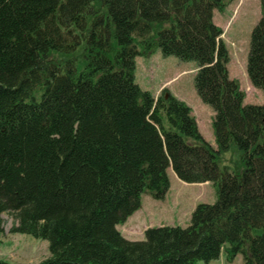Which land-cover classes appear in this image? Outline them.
<instances>
[{"label":"trees","instance_id":"obj_1","mask_svg":"<svg viewBox=\"0 0 264 264\" xmlns=\"http://www.w3.org/2000/svg\"><path fill=\"white\" fill-rule=\"evenodd\" d=\"M103 10V0H0V233L8 215L12 234L46 241L39 264H196L207 235L196 241L164 226L132 242L117 230L139 208L133 173L143 190L159 186L152 166L161 144L145 123L157 148L137 150L126 136L143 124L140 91L123 75ZM142 27L148 59L161 25Z\"/></svg>","mask_w":264,"mask_h":264},{"label":"rangeland","instance_id":"obj_2","mask_svg":"<svg viewBox=\"0 0 264 264\" xmlns=\"http://www.w3.org/2000/svg\"><path fill=\"white\" fill-rule=\"evenodd\" d=\"M103 9L123 75L140 91L143 124L126 136L137 150L156 145L145 123L161 144L150 165L159 186L147 192L133 173L139 208L117 230L140 242L149 228L179 226L208 236L196 264H264V0H103ZM151 20L161 31L144 59L136 35ZM2 218L0 261L49 257L46 241L12 234L14 220Z\"/></svg>","mask_w":264,"mask_h":264},{"label":"flooded vegetation","instance_id":"obj_3","mask_svg":"<svg viewBox=\"0 0 264 264\" xmlns=\"http://www.w3.org/2000/svg\"><path fill=\"white\" fill-rule=\"evenodd\" d=\"M170 126H173V128H175L174 126L176 125V121L172 120L171 122L168 123ZM190 136V135H189ZM191 137V136H190ZM260 154V153H259ZM262 157L264 159V151H262Z\"/></svg>","mask_w":264,"mask_h":264}]
</instances>
